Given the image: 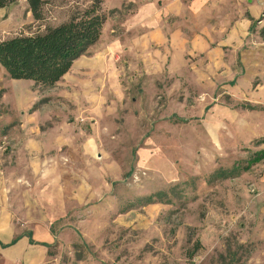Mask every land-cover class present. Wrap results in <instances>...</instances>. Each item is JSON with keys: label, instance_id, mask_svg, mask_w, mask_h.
<instances>
[{"label": "rangeland", "instance_id": "374dc122", "mask_svg": "<svg viewBox=\"0 0 264 264\" xmlns=\"http://www.w3.org/2000/svg\"><path fill=\"white\" fill-rule=\"evenodd\" d=\"M92 2L49 0L36 20L18 0L0 9V41ZM102 6L100 40L54 87L0 66L11 229L48 242L43 264H264V159L215 175L264 150V9L252 18L239 11L246 0Z\"/></svg>", "mask_w": 264, "mask_h": 264}, {"label": "trees", "instance_id": "16d2710c", "mask_svg": "<svg viewBox=\"0 0 264 264\" xmlns=\"http://www.w3.org/2000/svg\"><path fill=\"white\" fill-rule=\"evenodd\" d=\"M17 1L0 0V9ZM48 1L27 0L36 20L43 19V7ZM102 5L103 0H93L89 6L59 25L47 27L36 34L16 35L1 40L0 66L12 79L32 80L48 88L54 87L72 69L74 62L100 40L108 19ZM263 159L264 150L252 152L246 165L235 162L232 168L219 169L215 175L220 178L232 177L248 171ZM155 197L156 194H151L144 200L151 203Z\"/></svg>", "mask_w": 264, "mask_h": 264}, {"label": "crops", "instance_id": "0c3cea01", "mask_svg": "<svg viewBox=\"0 0 264 264\" xmlns=\"http://www.w3.org/2000/svg\"><path fill=\"white\" fill-rule=\"evenodd\" d=\"M246 1L248 3V8L241 7L239 11L248 12V15L252 18H255L258 13L263 12L264 0ZM247 18H245V21L241 24L242 31L246 32L253 28V25H251L252 23L250 22L251 20ZM9 200L10 196L7 193L6 183L3 180L0 167V264H43L47 254V248L43 246V244H48V242L36 241L32 232L20 231L15 234L10 226L11 204ZM14 240L16 241L13 243ZM21 252L23 254L20 255ZM14 255L16 257H14Z\"/></svg>", "mask_w": 264, "mask_h": 264}, {"label": "bare ground", "instance_id": "6f19581e", "mask_svg": "<svg viewBox=\"0 0 264 264\" xmlns=\"http://www.w3.org/2000/svg\"><path fill=\"white\" fill-rule=\"evenodd\" d=\"M38 205H39V204H38ZM17 250H18V249H17ZM22 251H23V250H22ZM14 254H15V253H14ZM16 254H17V252H16ZM21 254H23V253L21 252L20 255H21ZM5 256H6V255H5ZM14 257H16V256L14 255ZM18 258H19V256H18ZM0 259H1V258H0ZM26 260H27V259H26Z\"/></svg>", "mask_w": 264, "mask_h": 264}]
</instances>
